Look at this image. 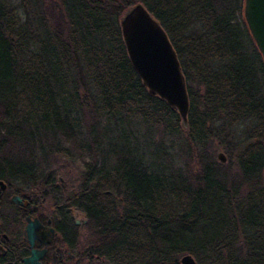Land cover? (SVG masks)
<instances>
[{
    "label": "trees",
    "instance_id": "trees-1",
    "mask_svg": "<svg viewBox=\"0 0 264 264\" xmlns=\"http://www.w3.org/2000/svg\"><path fill=\"white\" fill-rule=\"evenodd\" d=\"M58 3L55 26L43 19L39 34L0 0V156L14 152L18 163L0 157V182L36 185L37 147L60 154L64 143L78 144L73 111L110 121L123 135L133 120L181 133L180 115L149 94L123 39L121 20L143 5L166 32L188 84L183 124L197 169H177L164 141L152 143L148 167L138 147L110 144L105 153L99 124L90 125L94 164L72 201L91 232L79 263L181 264L191 255L197 264H264V62L244 19L245 0ZM213 141L228 163L216 160ZM0 219L1 236L9 229L6 215Z\"/></svg>",
    "mask_w": 264,
    "mask_h": 264
},
{
    "label": "rangeland",
    "instance_id": "rangeland-1",
    "mask_svg": "<svg viewBox=\"0 0 264 264\" xmlns=\"http://www.w3.org/2000/svg\"><path fill=\"white\" fill-rule=\"evenodd\" d=\"M4 3L9 6L15 8L22 20L29 19L33 25L34 29L37 33L40 34V22L41 20L44 23H48L49 27L55 26L54 15H58L60 12L58 11L59 6H57L58 0H2ZM59 4V3H58ZM54 18V19H53ZM44 32V30H41ZM245 46H249V40L244 36ZM195 90H197V86L193 83H190ZM188 86V84H187ZM73 119L77 131L78 144L76 146H72L70 144L64 143L63 145L66 149L65 153H50L48 147H44L43 149L37 147L34 150V158L36 157L37 162L40 163V168L38 169L37 182L36 185L30 186L24 184L23 186L15 185L3 182L5 189H2L0 186V194L2 195L1 201L5 200L6 206H9V197L14 193L15 190H19L22 192L27 188H37L40 187L42 190H46L48 188H53L54 185L64 186L67 193V198L69 200L74 199L78 196L82 190L83 183L85 181L86 173L88 171V164L93 165L94 162L92 157H90L91 153V140L89 139L88 129L91 130L90 125L98 123L99 126L96 127V133L99 136H102L104 140L103 149L105 153H108L110 150L108 147L110 144L120 145L121 147L129 146L134 149V147H138L137 157H144L143 162L145 166L151 165V157L149 154V150H152L153 142L164 141L165 148L168 149L170 158L174 161L177 169L184 171L196 172L197 169V158L195 156L197 154H190L187 145H186V136L188 129L182 123L180 128V134L171 136L163 133V130L158 129L156 127H152L151 125L144 124L139 120H133L132 123L128 126L122 127L125 130V135L115 129L114 123L107 121L105 119L101 120H92L89 118H85V120L79 115L76 111H73ZM122 129V130H123ZM113 130L112 132H110ZM151 142V143H150ZM210 148L213 151V155L216 160H218V155L223 153L227 158L228 163V155L224 151V147L217 141L210 142ZM23 152L25 149H22ZM114 150V148L112 149ZM111 150V152H112ZM15 152H17L15 150ZM18 153V152H17ZM27 153V152H26ZM83 157H82V155ZM112 154V153H111ZM22 155V153H21ZM2 162L4 163V159H6L10 164H18L17 157L14 154H1ZM112 159V160H111ZM141 160V159H140ZM219 161V160H218ZM101 162V159L98 161ZM110 164L112 167L116 166V162L114 158L110 157ZM41 173L43 175H41ZM37 174V175H38ZM50 175V177H48ZM54 181L53 184L49 182ZM63 181L64 183H61ZM55 190V189H54ZM56 193V192H54ZM51 202H50V201ZM49 203H54L51 198L48 197ZM3 205V203H2ZM6 206H2L0 208V216L5 217L8 212V208ZM74 207V206H73ZM76 208V207H75ZM77 209V208H76ZM78 210V209H77ZM76 220L80 223L87 221L86 215L78 210L74 213ZM4 219H0V225H4ZM87 224V223H86ZM83 236L80 238V242L78 244V249L73 251L74 254H82L83 251H86L89 247L91 232L88 231L85 226L81 229ZM81 248V249H80Z\"/></svg>",
    "mask_w": 264,
    "mask_h": 264
},
{
    "label": "water",
    "instance_id": "water-1",
    "mask_svg": "<svg viewBox=\"0 0 264 264\" xmlns=\"http://www.w3.org/2000/svg\"><path fill=\"white\" fill-rule=\"evenodd\" d=\"M244 19L264 62V0H245ZM120 25L129 58L149 94L165 101L187 124L190 111L187 81L178 56L160 23L145 6L137 5L123 17ZM218 160L222 164L227 163L223 153L218 155ZM0 186L6 188L3 182H0ZM20 201L19 197L15 198L16 203ZM39 228V223L29 222L27 234L31 245ZM41 257L42 254L34 249L24 264H41ZM181 264L197 262L193 256L185 255Z\"/></svg>",
    "mask_w": 264,
    "mask_h": 264
},
{
    "label": "flooded vegetation",
    "instance_id": "flooded-vegetation-1",
    "mask_svg": "<svg viewBox=\"0 0 264 264\" xmlns=\"http://www.w3.org/2000/svg\"><path fill=\"white\" fill-rule=\"evenodd\" d=\"M17 197L20 203L15 202ZM48 197L54 201L53 204L49 203ZM67 197L64 186L58 185L53 188L47 186L46 190L26 187L18 194H11L6 214L9 233L0 236V264H24L34 249L42 254L39 259L41 264H81L79 258L82 254H74L73 251L78 249L83 236L81 229L87 221L80 223L76 220L74 213L78 210L72 205L74 199ZM69 220L77 227L72 234L68 230ZM29 222L40 225L33 245L27 234ZM70 243L74 246H70Z\"/></svg>",
    "mask_w": 264,
    "mask_h": 264
}]
</instances>
